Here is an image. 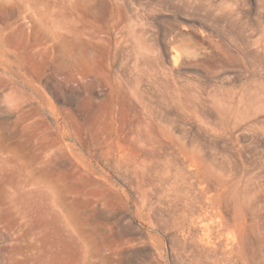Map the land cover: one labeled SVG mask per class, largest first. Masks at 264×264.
I'll use <instances>...</instances> for the list:
<instances>
[{
	"label": "rangeland",
	"instance_id": "rangeland-1",
	"mask_svg": "<svg viewBox=\"0 0 264 264\" xmlns=\"http://www.w3.org/2000/svg\"><path fill=\"white\" fill-rule=\"evenodd\" d=\"M10 25L0 264H264V0H0Z\"/></svg>",
	"mask_w": 264,
	"mask_h": 264
},
{
	"label": "bare ground",
	"instance_id": "bare-ground-1",
	"mask_svg": "<svg viewBox=\"0 0 264 264\" xmlns=\"http://www.w3.org/2000/svg\"><path fill=\"white\" fill-rule=\"evenodd\" d=\"M21 1H23L24 2V4H27V6L28 7H30L31 5H32V3H33V1L34 0H21ZM17 3H19V2H15L14 4H13V7H15V6H21V4L19 5V4H17ZM10 23H7L6 25H9ZM5 25V26H6ZM11 26H13V25H10L9 26V28L11 29L10 31H8V28H5L4 27V29H2V28H0L1 30H0V38H2V40H4V41H10V37L12 36V34L14 33V31H13V27H11ZM18 30V29H17ZM16 34H17V32H16ZM11 35V36H10ZM15 61V60H14ZM16 62H17V60H16ZM18 65L19 66H21V64H20V62L18 61ZM10 69H12V67L10 68ZM10 69L8 70V71H10ZM7 71V70H6ZM9 81V80H8ZM5 82V79H4V77H2V76H0V85L2 84V83H4ZM143 149V148H142ZM116 153V152H115ZM122 154V153H121ZM128 156H126V158H127ZM128 159V158H127ZM138 159V158H137ZM130 160V159H129ZM122 161H124V159L122 160ZM131 167V166H130ZM147 168V167H146ZM130 169V168H129ZM123 172V171H122ZM125 172V171H124ZM137 172V171H136ZM135 173V172H134ZM127 174V173H126ZM131 174V173H130ZM129 174V175H130ZM123 175V174H122ZM134 175V174H133ZM150 176V175H149ZM122 177V176H121ZM139 181V180H138ZM130 183V182H129ZM142 183V182H141ZM132 185V184H131Z\"/></svg>",
	"mask_w": 264,
	"mask_h": 264
}]
</instances>
